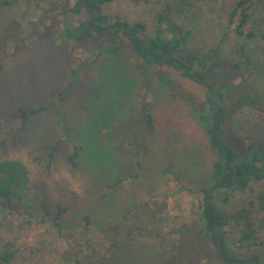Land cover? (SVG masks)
<instances>
[{"label":"rangeland","instance_id":"1","mask_svg":"<svg viewBox=\"0 0 264 264\" xmlns=\"http://www.w3.org/2000/svg\"><path fill=\"white\" fill-rule=\"evenodd\" d=\"M65 1L21 0L0 11V159L29 168L33 202L27 215L0 213V250L14 252L10 264H64L61 254L73 250L82 264H226L200 231L204 195L197 189L208 182L216 154L192 103L161 82L165 69L152 63L141 68L143 60L125 42L110 55L111 37L82 45L58 37L57 23L50 24L45 13L54 7L56 14ZM237 1L191 0L192 8L180 10L179 0H114L102 10L111 21L145 24L148 35L160 26L166 38L184 37L177 56L207 60L206 81L219 105L230 107L240 93L254 98L253 107L227 117L223 136L247 153L264 137V0L250 8L242 34L235 32L240 11L231 16ZM79 64V81L69 85ZM172 75L180 91L207 101L203 87L186 82L177 70ZM143 99L150 127L141 114ZM40 108L46 110L25 123L5 121L19 109ZM58 140L49 164L43 148ZM74 147L76 168L68 161ZM118 178L125 180L111 188ZM261 192L264 181L227 203V192L212 201L228 215L249 201L257 205ZM42 202L53 213L65 209L61 232L38 222ZM85 216L86 244L79 232ZM229 231L231 252L240 259L258 255L264 263V243L241 247ZM257 235L264 242V232Z\"/></svg>","mask_w":264,"mask_h":264},{"label":"trees","instance_id":"2","mask_svg":"<svg viewBox=\"0 0 264 264\" xmlns=\"http://www.w3.org/2000/svg\"><path fill=\"white\" fill-rule=\"evenodd\" d=\"M20 1L0 0V11H6ZM113 1L66 0L64 3H60L61 8L57 10L56 14L51 13L56 12V8L53 7L48 13H45V18L51 20H49L50 24L51 22L53 24L57 23V29L59 28L58 30L60 31L58 37L65 38L76 45H82L85 39L89 38L101 39L111 37L114 42L106 48L107 54H116L121 48V43L125 42L126 46L143 60L141 68L145 69V63H152L158 68L162 67L165 69V72L159 75L161 82L169 87L171 91L178 93L192 103L193 114L204 125L209 137L210 148L216 154L208 182L197 189V191L204 195L203 205L200 208V231L204 237L213 242L216 247V255L224 263L264 264L258 255L240 259L227 246L231 234L229 230L232 229L239 236V246L241 247L264 243L263 241H259L260 236L257 235L264 232V192L257 195V205L253 201H249L247 207H243V204H241L238 210L228 215L220 214L219 207L212 201L215 195L227 192L222 199V202L227 203L231 196L246 192L252 183L264 181V137L254 144L247 153H239L238 150H234L230 145L226 144L223 137L227 132L226 128H228L227 117L242 111L243 108L253 107L256 104L255 99L246 93H240L235 97L230 107L220 104L215 110V106L209 105L208 101L204 99H192L191 95L180 91L177 88L180 86L172 78L175 70L181 73L182 79L186 82L189 81L203 87L205 92L207 91L205 94L211 93V87L206 81V72L208 71L207 60L191 54L184 56V60L179 58L177 52L184 37L172 35V38H166L164 36L165 30L160 26L157 27L153 35H148L147 27L143 23H129L121 20L119 17H115L114 21H111L109 16L103 13L102 7ZM257 1L238 0L236 2L231 16L236 13V10L240 11V24L235 30L237 34H242L240 27L248 22L250 8ZM179 3L178 7L182 6L180 10H189L193 6L191 0H179ZM96 5L97 14H95ZM35 7L38 8L39 5ZM56 15L58 19H56ZM163 15L164 13L159 15V22L163 21ZM248 35L251 36V31H248ZM96 60L97 58L93 59L89 64L94 63ZM82 66L83 64H79L77 68L71 70L69 85L76 84L79 81V73ZM59 96L61 100L62 94L60 93ZM217 101L219 102L220 99ZM51 108L55 110V105H52ZM45 110L46 108L33 110L19 109L16 113L10 114L5 121L9 123L12 120L20 119L22 123H25L28 117ZM140 110L145 124L147 127H150L151 114L145 99L141 102ZM61 126H63L62 123ZM60 146L61 141L58 140L55 144L43 148L48 150L46 157L49 164ZM77 150L78 147H74V150L68 156V161L72 168L77 167ZM125 178L116 179L110 187H118ZM175 178L178 179V177ZM210 192H213V195H210V199L207 202V196ZM32 206L29 168L17 159H0V213H6L9 216H23L29 214V210L27 209ZM40 210V220L38 222H50L49 224L57 228L58 232H61L59 219L65 212V209L59 207L53 213L47 208L46 203L42 202ZM82 222L83 225L80 226L79 232L83 236V239L85 237L86 244V235L90 222L89 217L85 216ZM231 222L233 224H230ZM218 236L220 237L222 253H220L217 246ZM10 244L13 245V243L7 242L8 246ZM91 254L94 256L93 251ZM61 256L65 260H63L64 264H82L83 262L82 257L76 250L62 253ZM14 257L13 251L0 250L1 263L10 264ZM95 260L100 262L98 259Z\"/></svg>","mask_w":264,"mask_h":264},{"label":"flooded vegetation","instance_id":"3","mask_svg":"<svg viewBox=\"0 0 264 264\" xmlns=\"http://www.w3.org/2000/svg\"><path fill=\"white\" fill-rule=\"evenodd\" d=\"M217 100H219V95H218V93H216V92H214V91L211 90V93L208 94V99H207V101H208L209 103L213 104V106H215V108H216V105L218 104V101H217ZM218 105H219V104H218ZM221 128H223V127H221Z\"/></svg>","mask_w":264,"mask_h":264},{"label":"water","instance_id":"4","mask_svg":"<svg viewBox=\"0 0 264 264\" xmlns=\"http://www.w3.org/2000/svg\"><path fill=\"white\" fill-rule=\"evenodd\" d=\"M97 5L95 6V14H97ZM219 107V105L217 104L216 105V108H215V110L217 109ZM210 195H211V193H209L208 194V196H207V202L209 201V199H210ZM219 233V232H218ZM217 246H218V249H219V251H220V253H222V250H221V248H220V237L218 236V238H217Z\"/></svg>","mask_w":264,"mask_h":264}]
</instances>
